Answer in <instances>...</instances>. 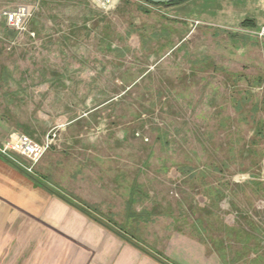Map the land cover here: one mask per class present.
Returning <instances> with one entry per match:
<instances>
[{
  "label": "rangeland",
  "instance_id": "1",
  "mask_svg": "<svg viewBox=\"0 0 264 264\" xmlns=\"http://www.w3.org/2000/svg\"><path fill=\"white\" fill-rule=\"evenodd\" d=\"M19 6L32 14L23 31L3 15ZM165 8L0 0V130L39 142L54 130L25 173L54 151L59 179L89 201L55 190L133 242L175 229L227 264H264V40Z\"/></svg>",
  "mask_w": 264,
  "mask_h": 264
},
{
  "label": "crops",
  "instance_id": "2",
  "mask_svg": "<svg viewBox=\"0 0 264 264\" xmlns=\"http://www.w3.org/2000/svg\"><path fill=\"white\" fill-rule=\"evenodd\" d=\"M165 7L184 25L245 38L264 26V0H185ZM261 48L258 55L264 56V41ZM7 136L0 130V144ZM49 154L35 176L0 155V264H161L151 255L156 252L173 264H227L205 240L185 231H163L151 239L140 235L134 239L140 247L116 235L52 191L60 186L89 201L76 185L59 179L60 160L54 151Z\"/></svg>",
  "mask_w": 264,
  "mask_h": 264
},
{
  "label": "built area",
  "instance_id": "3",
  "mask_svg": "<svg viewBox=\"0 0 264 264\" xmlns=\"http://www.w3.org/2000/svg\"><path fill=\"white\" fill-rule=\"evenodd\" d=\"M106 7L111 6L113 0H99ZM104 1V2H103ZM4 18L11 28L23 31L26 29L31 12L26 6H19L16 9L4 12ZM256 36L264 39V26L254 32ZM57 135L51 130L43 142L34 140L31 136L18 131L11 132L2 146L0 154L13 160L18 166L27 173H34L37 164L51 149Z\"/></svg>",
  "mask_w": 264,
  "mask_h": 264
},
{
  "label": "trees",
  "instance_id": "4",
  "mask_svg": "<svg viewBox=\"0 0 264 264\" xmlns=\"http://www.w3.org/2000/svg\"><path fill=\"white\" fill-rule=\"evenodd\" d=\"M144 2H147L145 0H142ZM185 0H180V1H175L173 3H168V4H155V3H151V2H147L149 4H152L154 6H170V5H174V4H178L181 3ZM149 10L146 9V12H148ZM52 191H54V193L59 196L60 198H62L64 201H66L67 203L71 204L72 206H74L75 208H77L78 210H80L82 213L88 215L90 218L94 219L95 221H97L99 224H101L102 226H104L105 228H107L108 230L114 232L116 235L126 239L127 241L131 242L132 244H134L135 246L140 247L138 244H136L135 242H133V240H131L130 237L127 236V234H124L122 232V228L119 227L117 228V224L116 222L113 220V218L108 219L107 221H103L99 218L98 216V210L94 209L91 207V205H88L87 203H84L82 201H80L79 199H77V197L73 194H69V193H61L55 189H52ZM134 197L131 196L130 200H128V204H131L132 202H134ZM152 257L154 259H156L158 262H160L161 264H173L163 253L161 252H156L154 254H151Z\"/></svg>",
  "mask_w": 264,
  "mask_h": 264
},
{
  "label": "water",
  "instance_id": "5",
  "mask_svg": "<svg viewBox=\"0 0 264 264\" xmlns=\"http://www.w3.org/2000/svg\"><path fill=\"white\" fill-rule=\"evenodd\" d=\"M145 1L155 3V4H168V3H173L175 1H180V0H145Z\"/></svg>",
  "mask_w": 264,
  "mask_h": 264
}]
</instances>
